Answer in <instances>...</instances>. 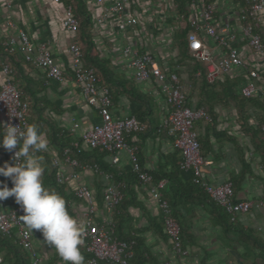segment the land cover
<instances>
[{
    "label": "crops",
    "instance_id": "0c3cea01",
    "mask_svg": "<svg viewBox=\"0 0 264 264\" xmlns=\"http://www.w3.org/2000/svg\"><path fill=\"white\" fill-rule=\"evenodd\" d=\"M211 1L215 8V18L223 24H228L229 31L236 35V41L232 44L240 51L246 68L258 71L264 81V55L253 54L247 45V38L242 35L239 19L242 4L239 0ZM65 8L58 0H0V41L6 36H16L19 30L24 31L34 44L48 41V49L55 64L63 71L64 80L59 83L47 82L44 72L34 67H28L25 72L34 82H41L45 85L46 90L43 95L61 109L60 115L57 116L48 111L45 113L53 115V120L58 127L66 130L73 138H77L91 129L99 121V118L96 110L83 100L80 90L71 76L70 56L67 47L72 41L77 40V33H68L61 26ZM87 8L93 21L92 39L100 57L108 62L109 68L117 77L135 82L142 93L150 96L163 116L167 108L159 85L152 79L143 82L134 81L132 71L127 65L128 60L120 56L119 53L125 45L131 44L140 52L150 53L164 71L178 73L180 81L189 85V75L193 63L187 61L179 64L178 62L175 38L177 15L173 0L131 2L127 7L126 14L136 17L139 23L126 32L117 30L116 19L100 25L96 24L95 18L99 13V8L96 5H90ZM6 21H11L14 28H6ZM259 24L264 32V15L260 17ZM208 42L215 58L223 54L210 41ZM236 75L244 74L241 71H235L231 77ZM187 98H189V92ZM189 101L193 102L192 98H189ZM136 109L137 107L121 96L116 104L112 103L111 113L113 118L124 119L133 116ZM215 111L217 113L216 130L237 137L238 143L245 148L244 156L251 168V175H247L239 187H232V197L235 201H251L253 203L250 212L238 216L235 223L239 227L252 230L255 236L264 241V163L254 153L249 138L240 132L236 124L235 110L228 106H216ZM251 113H255V110H252ZM249 123L251 124L253 121L250 120ZM74 124L78 125L76 129L73 128ZM207 124L209 123L204 120L195 123L198 137L203 135L204 127ZM126 142L137 147L141 165L144 170L150 173L160 172L161 167L166 172L169 166H166L165 160L177 151L173 141L166 134L162 137L157 134L153 137L147 136L144 139L131 135ZM209 142L211 152L204 153L201 149L205 159L210 162L205 168L204 180L214 185L230 182L229 178L240 171L235 147L228 141H219L214 137H211ZM48 148V154L55 156V150L49 146ZM117 155L119 161L113 166L119 171L130 170L126 153L119 152ZM177 158L180 160L181 155L179 154ZM5 162L11 166V152L0 148V166H3ZM61 170L65 174L68 173V169L64 165L61 166ZM97 180L94 173L83 172L78 181L69 180L63 184H66L68 192H73L77 184L86 185L94 196L98 185ZM3 184L9 188L12 187L8 178L0 176V185ZM128 198L131 201L128 200L125 212L120 213L121 218L117 220L116 224L118 223L117 225L125 237L133 235L142 240L149 251L146 264H227L229 262L232 264H263L259 257L260 252L253 242L244 241L237 232L226 231L221 226L212 223L211 204L208 200L199 199L191 205L179 208L183 224L182 246L187 254L183 257H176L171 249L170 240L159 230L162 227L161 214L157 203L150 197L147 190L138 184L134 188V196L130 195ZM13 206V197L0 201V213L12 209ZM83 208L84 203L77 201L71 205L69 211V215L78 224L82 221ZM101 213L102 208H96L97 218L101 217ZM13 231L14 238H16L17 229L14 228ZM30 235L33 249L40 257L41 264H63L53 248L40 242L43 237L38 230H33V234L30 233ZM82 246H80V251H82ZM0 255L2 257L0 264H9L3 260L4 253L2 252Z\"/></svg>",
    "mask_w": 264,
    "mask_h": 264
},
{
    "label": "built area",
    "instance_id": "2783aa9c",
    "mask_svg": "<svg viewBox=\"0 0 264 264\" xmlns=\"http://www.w3.org/2000/svg\"><path fill=\"white\" fill-rule=\"evenodd\" d=\"M83 1L87 7L96 5L99 8V13L95 18V23L98 25L116 19L117 30L126 32L139 23L136 17L126 14L128 5L138 0ZM243 1L245 5L239 16L242 35L247 38V45L253 54L264 55L261 36L257 32L261 26L259 19L264 15V0ZM187 10L191 27L186 36L188 55L191 63L196 61L203 66L206 81L213 83L226 75L231 76L235 71H241L246 81L239 85L237 92L248 99L255 96L264 98V81L260 73L246 68L240 51L232 44L236 41V35L229 31L228 24H223L215 18L212 1L188 0ZM246 22L248 23L244 24ZM61 26L68 33H77L78 23L71 7L65 8ZM5 27L14 28V24L6 21ZM206 39L223 54L215 58L212 47ZM0 45L4 53L21 54L25 71L28 67H34L44 72L47 82L59 83L64 80L63 71L55 64L48 49V41L34 44L24 31L19 30L16 36H6L0 41ZM67 52L70 56L73 81L78 86L83 100L96 110L99 118V121L80 137L81 144L75 140L72 143L73 147L76 149L84 146L87 149L107 152L105 159L111 165L118 163L117 154L119 152H125L129 159L130 170L136 174L138 183L157 203L162 227L171 242L173 253L176 257L185 256L187 251L182 246L180 227L174 220L170 204L164 196L168 184L167 179H155L150 172L144 170L137 155V147L126 142L127 137L143 132L142 124L134 116L124 119L113 118L110 93L108 89L99 86L100 77L93 69L83 68V52L78 42L72 41L67 47ZM119 54L128 60L127 65L132 71L134 81L143 82L152 79L159 85L167 108L162 124L166 128L167 136L180 152L179 169L191 172L193 183L201 187L208 198L229 217L231 222H235L238 216L249 213L253 203L235 201L232 197L231 182L214 185L204 180L203 174L210 162L203 156L195 123L202 120L210 123L211 119L202 107L195 108L187 105L190 84L182 83L177 73L164 71L150 53H142L131 44L125 45ZM196 76H199V73H196ZM26 113L27 104L20 100V93L12 83V70L9 64L0 61V132L3 131L2 126L23 128L26 124L28 125ZM77 127V124L73 125L74 129ZM261 135L264 140V124L261 126ZM14 151L11 152V166L16 163L12 159ZM53 164L57 170L55 180L60 184L69 180L78 181L83 172H92L100 177L103 202L101 217L96 216L94 196L88 186L77 184L73 191L75 197L84 203L80 225L83 228L84 248L90 254L88 263L127 264L132 256V244L118 240L114 234L115 219L120 214L118 206L123 198L122 190L125 184L114 180L110 173L99 171L88 163L72 159L68 148L64 149L61 158L53 160ZM63 165L68 169L66 174L61 170ZM13 203L12 209L0 213V234L9 237L14 235L13 230L16 228V240L19 247L30 256L31 264H41L40 257L33 249L30 232L21 225L19 217L24 213L15 203L14 197Z\"/></svg>",
    "mask_w": 264,
    "mask_h": 264
},
{
    "label": "trees",
    "instance_id": "16d2710c",
    "mask_svg": "<svg viewBox=\"0 0 264 264\" xmlns=\"http://www.w3.org/2000/svg\"><path fill=\"white\" fill-rule=\"evenodd\" d=\"M211 1V0H210ZM244 8V1L239 0ZM64 7H71L72 13L78 23L77 42L80 45L83 57L82 65L84 69H93L100 77L99 86L108 89L112 103L116 104L121 96H124L137 109L133 112V116L142 124L143 132L136 133L140 139L153 135L164 136L166 128L162 124L164 115L162 116L154 100L142 93L133 81L117 77L109 68L108 62L102 59L92 39V19L90 12L83 0H58ZM176 7L177 21L175 25L176 46L178 48V62L185 63L191 61L188 55L186 36L191 30L189 23V12L187 10L188 0H173ZM250 19L248 20V22ZM248 22L244 23L247 24ZM257 32L261 36V42L264 46V32L259 28ZM143 53V52H142ZM0 61L9 64L12 70V83L20 93V100L27 104V123L28 125H36L38 130L42 132L47 141L48 146L55 150L56 154L49 155L48 151H42L37 155L43 158L44 166L47 169L43 174V187L47 190L55 191L66 201V208L70 214L71 205L79 201L74 192H68L66 184L57 183L55 180L56 168L53 164L54 158H61L64 149H69V156L82 163H88L96 167L99 171L110 173L114 180L122 181L125 184L122 190L123 198L118 208L120 213L125 212L128 196H134V188L139 184L138 178L134 172L119 171L116 167L106 161L107 152L99 151L98 149H87L84 146L74 148L72 143L76 140L81 142V138H73L66 130H62L53 120V115H45L46 111L54 115H60L61 109L54 103L50 102L44 95L46 87L41 82H34L29 77L24 68V60L21 54L4 53L0 45ZM199 76H196V73ZM178 74V73H177ZM244 82L243 75L229 76L226 75L222 79L213 83H208L205 79L202 65L193 61L192 70L189 75V83L193 86L194 91L189 98L193 102L187 101V105L195 108L202 107L206 114L210 117L211 122L204 127L203 135L198 137L201 149L204 153L211 152L210 138L214 137L217 140H225L230 142L237 152L240 171L230 177L229 180L233 188L239 187L247 175H251L250 163L246 160L245 148L238 143L237 137L231 136L226 132L216 130L217 113L216 106L231 107L236 112V124L240 132L250 140V144L264 163V141L261 135V126L264 124V98L252 97L244 98L237 92V88ZM188 98V100H189ZM255 110V113H251ZM252 120L253 123H249ZM200 124V123H199ZM198 124V125H199ZM167 135V134H166ZM128 138V137H127ZM127 141V139H126ZM81 144V143H80ZM203 153V156L205 157ZM180 152L175 151L170 157L165 160L166 166L169 168L160 172H151L155 179L166 178L168 181L164 191V196L168 200L172 209V216L180 227V234L183 235V224L181 220L180 207L191 205L199 199L208 200L211 204L212 223L221 226L226 231L237 232L244 241H251L259 250V257L264 264V241L255 236V233L250 229L239 227L237 223L231 222L229 217L204 193L200 186L192 181L191 172L181 171L178 167L179 161L177 156ZM140 163L141 160L139 159ZM165 168V167H164ZM264 168V167H263ZM97 177L98 185L94 194V204L96 208H102V188L100 185V177ZM264 198V197H263ZM264 200V199H263ZM120 216V217H119ZM121 215L116 216L114 234L118 240L132 244V256L127 264H146L149 258V251L144 246L139 237H125L118 227L117 220H120ZM166 237L163 227L159 228ZM167 238V237H166ZM182 241V239H181ZM81 254L84 256V264H89L90 254L85 250L82 244ZM4 253L3 260L9 264H31L30 256L23 251L17 244L14 235L4 236L0 234V253ZM99 264H107L100 262Z\"/></svg>",
    "mask_w": 264,
    "mask_h": 264
},
{
    "label": "clouds",
    "instance_id": "9594fccd",
    "mask_svg": "<svg viewBox=\"0 0 264 264\" xmlns=\"http://www.w3.org/2000/svg\"><path fill=\"white\" fill-rule=\"evenodd\" d=\"M0 148L13 152L16 162L0 166V176L10 179L13 185H0V201L14 197L22 212L20 222L33 234L38 230L40 241L53 248L63 264H84L80 246L83 228L69 215L66 201L55 191L43 187L45 171L43 158L37 153L47 150L48 141L36 125L2 126ZM18 149V150H16Z\"/></svg>",
    "mask_w": 264,
    "mask_h": 264
},
{
    "label": "rangeland",
    "instance_id": "374dc122",
    "mask_svg": "<svg viewBox=\"0 0 264 264\" xmlns=\"http://www.w3.org/2000/svg\"><path fill=\"white\" fill-rule=\"evenodd\" d=\"M188 91H189L190 94L194 91V88H193L192 85H190V86L188 87ZM45 115H48V114L46 113ZM48 149H49V148L47 147V150H46V151H49Z\"/></svg>",
    "mask_w": 264,
    "mask_h": 264
}]
</instances>
